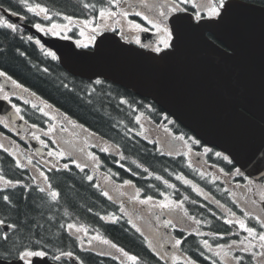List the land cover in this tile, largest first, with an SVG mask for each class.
Masks as SVG:
<instances>
[{"label": "flooded vegetation", "instance_id": "obj_1", "mask_svg": "<svg viewBox=\"0 0 264 264\" xmlns=\"http://www.w3.org/2000/svg\"><path fill=\"white\" fill-rule=\"evenodd\" d=\"M138 7L147 11L145 7ZM131 17L145 26L144 29L157 33L142 16L132 14ZM116 30L123 39L146 50H155L161 39L159 35L153 38L144 32L145 30L126 27L125 21H122V25ZM0 84L3 85L0 94L14 90L2 77ZM79 92L78 90L81 98L88 102L86 96ZM120 92L115 94L118 106L122 107L120 109L135 112L139 117L146 112L162 110L151 101L132 103L128 93ZM9 132L17 139L15 147L20 144L22 150L29 152L30 146L26 141L28 136L26 135L25 139L20 136L24 131L15 132L11 128ZM44 134L42 139L45 142L50 139V135L46 132ZM181 136L183 139H179ZM63 137L70 139V153L74 154L75 149L83 148L85 157L82 161L87 166L95 167V164L90 162V157H87L88 150H93L94 146L84 144L86 140H90L95 142L97 147H102L96 137L88 134L83 136V132L78 140L75 136H68L66 132ZM151 137L155 141L152 147L156 154L154 157L149 156L148 163L141 162L148 169L137 166L130 160H121L111 152L107 155L108 165L111 167L109 178L104 180L99 176L94 180L96 190L107 192V198L111 202L120 205L123 203L132 211V215L129 214L127 219L140 229L137 235V245L142 249L140 254L163 257L162 264H186L189 259L195 261V264H213V261L223 264L215 253L220 252L223 255L228 252L229 256H242V264H261L259 258L254 260L250 253L240 251L242 247H248L249 241L254 246L252 251L264 252V249L259 247L258 238L250 236L240 227L238 221L256 229L257 233L264 231L261 226L264 224V184L237 168L227 154L196 139L164 116L156 121ZM113 149L111 147V150ZM205 149L210 151L206 152ZM217 152L221 153V156H217ZM225 156L228 157L227 160L224 159ZM152 159L159 160L161 165L152 164ZM36 165L40 167L36 171L37 175L50 167V163L45 160H40ZM237 169L241 174H237ZM125 181L131 183L126 184ZM149 196L152 197L151 200L147 199ZM179 202L182 204L178 206ZM165 203L169 204L168 208L161 207ZM178 217L181 220H178ZM257 217L260 219L257 220ZM229 220L232 221L231 224L227 222ZM164 221H171L172 225L165 226ZM176 239H181L182 243L174 247ZM204 240L208 241L211 251L204 246ZM233 241H236L235 245ZM240 241L244 243L241 244ZM217 245H225V248L220 249ZM173 253L178 259H174Z\"/></svg>", "mask_w": 264, "mask_h": 264}, {"label": "water", "instance_id": "obj_2", "mask_svg": "<svg viewBox=\"0 0 264 264\" xmlns=\"http://www.w3.org/2000/svg\"><path fill=\"white\" fill-rule=\"evenodd\" d=\"M231 4L218 23L203 20L199 27L186 28L179 49L162 54L125 44L111 33L98 38L95 50H79L72 41L48 38L27 27L57 51L62 65L73 74L102 76L151 97L198 137L226 151L242 169L260 178L264 176V76L246 74L252 73L253 58L264 63L257 57L258 52L264 56V7L243 0H231ZM207 32L234 53L220 49ZM240 61L246 65H241L242 76H236ZM180 73L206 76H177ZM225 73L228 76H222ZM258 80L259 89L253 85ZM219 83L234 86L230 84L225 93L218 91ZM0 112L16 117L2 101ZM36 261L57 264L48 258H34V264ZM0 264L24 262L0 259Z\"/></svg>", "mask_w": 264, "mask_h": 264}, {"label": "trees", "instance_id": "obj_3", "mask_svg": "<svg viewBox=\"0 0 264 264\" xmlns=\"http://www.w3.org/2000/svg\"><path fill=\"white\" fill-rule=\"evenodd\" d=\"M249 1L264 4V0ZM29 3L46 5L53 19L58 17L53 15L57 11L61 15L79 14L86 17L92 6L110 5L109 0H29ZM85 4L90 5L89 8ZM1 9L20 14L27 11L19 0H0ZM0 14L3 15L2 12ZM22 31L18 28V31L13 32L0 26V70L7 72L50 105L61 109L73 121L113 142L126 160L148 163L149 156H155L152 154V145L135 133L138 128L135 112L120 109L122 107L118 106L116 92H112L115 95L112 96L108 90L111 88L109 82L106 83L109 87L99 85L95 90H89L87 84L90 81L65 71L56 59L41 50ZM78 90L88 102L81 98ZM104 159L109 161L108 157ZM150 162L161 165L157 159ZM2 165L4 174L13 183H21L7 191L10 204L4 202L0 194V219L17 226L16 230H10L7 241L0 239V257L16 258L17 249L34 247L39 241L49 250L50 258L53 253L58 255L59 251H64L81 257L85 264H118L115 258L96 255L81 248L82 242H88L86 240L97 234L123 249L134 250L141 259L135 232L121 221L116 224L101 221V215L110 211L111 204L83 177L51 172L50 182L59 192L57 200L53 201L50 195L39 191L41 185L31 174L19 169L10 157L3 158ZM69 224L75 225L76 230H82L84 235L81 238L75 235L67 227ZM147 259V263L153 261L157 264L155 258Z\"/></svg>", "mask_w": 264, "mask_h": 264}, {"label": "snow or ice", "instance_id": "obj_4", "mask_svg": "<svg viewBox=\"0 0 264 264\" xmlns=\"http://www.w3.org/2000/svg\"><path fill=\"white\" fill-rule=\"evenodd\" d=\"M111 3L114 4H119L121 2V0H110ZM19 3L22 4L26 9L27 12L29 13H33L36 16H43V19L45 20H51L52 19V15H50V8L43 6L40 3H35V4H30L29 0H19ZM141 4H144L145 7L149 10V12L151 13V15H144L141 12H137L136 15L137 16H142L144 20H146L148 22V24L152 25L153 28H155L157 34L161 37V39L158 42V46L155 48V51L157 53L161 52L162 50L165 49H172L173 51L178 50L181 43H182V39H183V33L185 31L186 28L188 27H199L200 26V21L204 20L205 17H207L208 21L211 22H216L218 23L225 15H227V13L229 12L230 8L232 7L231 4V0H200L199 3H197V0H168V2L164 3V4H152V5H148L146 3V0H140ZM188 5L192 6L193 11L191 13H189L188 11ZM85 7H89L90 5L85 4ZM62 13L57 11L55 12L53 15L59 16ZM13 15H15V13H13ZM117 15L116 12L112 11L110 8L108 7H102L99 9V16L101 18H109V17H115ZM120 15L124 18H126L128 16V12L127 11H120ZM171 18V19H170ZM64 19L72 22L73 21V16L71 15H64ZM195 21V24H193L192 22ZM83 23L89 27H91V21L89 20H85L83 21ZM129 25L137 30H148V29H142L141 24L136 23L135 21H129ZM0 26L2 27H6L7 29L12 30L13 32L18 31V27L17 25L13 24V23H9L6 20H2L0 21ZM35 28H37L39 31L44 32L47 31L50 34L56 36V35H60V31L59 30H68L69 26L68 24L65 25H59V24H51L49 27H45L40 23H36L33 25ZM96 27H100V25H97ZM92 31L95 32L96 28H92ZM81 35H83V31H81ZM29 39H31V37H29ZM95 39L94 36L90 37V42L93 41ZM79 43V42H78ZM137 43H139V40H137ZM159 45H162L163 47L161 48ZM84 47H87V45H83ZM171 54V53H168ZM49 55H52L55 58V53H49ZM45 71H47V69H45ZM0 76H4L7 77V80L11 81L14 85H16V87L18 88H23V85L18 84L15 80L12 79L11 76H8V74L4 71H0ZM97 84L100 83L99 80L96 81ZM3 89V85L0 84V90ZM25 91H27V89H24ZM5 100H8L9 97L7 94L4 95L3 97ZM27 103V101H26ZM126 103V101H125ZM33 107H35V105H33ZM150 107V106H148ZM17 112H19V108L16 109ZM41 111H43V109H41ZM45 115H47V113H45ZM137 120H139V117H137ZM71 122V121H70ZM80 127H83V125H80ZM63 130V129H62ZM51 131V129H50ZM179 139H183V137H179ZM43 143V141H41ZM195 143H199V141H195ZM0 147H3V145H0ZM104 151H107V149H103ZM80 151H83V149H80ZM205 151H210V149H205ZM65 153L63 151L56 153V152H49L48 155L49 156H63ZM69 155H71V153H69ZM92 155V154H90ZM217 156H221V153L217 152L216 153ZM224 159H228V157H224ZM73 163H75V161H72ZM29 164H31V160H29ZM64 169H68L69 165L66 163L63 165ZM77 167L80 168L81 171H83V167L79 164H77ZM237 174H241L239 172V169L236 170ZM41 176H44V179L47 181L48 177L41 172L40 173ZM179 179H183V177H178ZM88 180H92L91 176L87 177ZM157 179H160V177H157ZM0 180H4L3 176H0ZM21 183L20 181H16L15 184H19ZM126 184H130L131 181H125ZM165 183H167V181H165ZM185 183H190V181H185ZM6 185H10V186H15V184L13 183V181L11 180H6L5 181ZM52 188L51 184L49 183L47 188L45 187H40L39 191L44 193L47 192L50 196L51 199L53 201L57 200V197L59 195V193L55 190H50ZM105 196L108 195L107 192L103 193ZM111 198V197H109ZM3 201L10 204L11 200L9 195H3L2 197ZM148 200H151L152 197H147ZM217 203H219L217 201ZM182 204V202L178 203V206ZM161 207L163 208H168L169 204H162ZM89 211H91V209H89ZM185 215H187V213H185ZM190 219H194L192 217H189ZM260 218L257 217V220H259ZM178 220H181L180 217H178ZM131 223V221H129ZM229 224L232 223V221H227ZM5 221L4 220H0V225H4ZM197 223H199V221H197ZM239 225L241 228H244L250 236H254L257 237L260 244L259 247L261 249H264V231H261L259 233L256 232V229L251 228V227H247L245 225V223L243 221H238ZM165 226L168 225H172L171 221H164ZM262 227H264V224L261 225ZM8 227H11L13 230H16L17 226L15 224L12 225H8ZM61 227H63V225H61ZM67 227L69 229H72L75 227V225L73 224H69L67 225ZM133 227H135V225H133ZM174 227V225H173ZM80 229H77V232H79ZM86 231V230H85ZM137 231H140L139 228H137ZM0 239L7 241L8 236L7 233H4L2 235H0ZM95 239H99V237H96ZM247 239V238H245ZM104 243H110L107 240L103 241ZM89 243H91V241H89ZM182 243L181 239H176L175 240V244L174 247L177 245H180ZM241 244L244 243V241H240ZM203 244L205 247L209 248V250L211 251V246L209 245L207 240L203 241ZM236 244V241H233V245ZM151 247V245H149ZM112 247L115 248L117 247L115 244H112ZM218 248L220 249H224L225 245H217ZM253 245L251 244V242L249 241V245L248 247H242L240 249L241 252H245V253H250L252 259H257L259 258L261 264H264V252H255L252 251L253 249ZM119 252H121L123 254V256L128 257L129 260H131L133 262V264H136V261L138 259L137 256L135 255H129L128 252H126L123 248H119L118 249ZM17 258L20 261H23L24 264H34V258H45L47 259L48 255H49V250L47 248H45L43 245L40 244L39 241L36 242V246L34 247H30V248H23V249H17ZM72 253L71 252H64V251H59V254H52V259L55 261H59L61 260L62 257L64 256H71ZM159 255V253L157 254ZM215 255L217 257L220 258V260L223 262V264H233V262H235V264H242L243 261V257L242 256H229L228 252H224L223 255L220 252L215 253ZM173 257L174 259H178L177 257H175V254L173 253ZM163 259V257H161ZM36 264H40L39 261H36ZM186 264H195V261L189 259L188 261H186ZM213 264H216V261H213Z\"/></svg>", "mask_w": 264, "mask_h": 264}, {"label": "rangeland", "instance_id": "obj_5", "mask_svg": "<svg viewBox=\"0 0 264 264\" xmlns=\"http://www.w3.org/2000/svg\"><path fill=\"white\" fill-rule=\"evenodd\" d=\"M130 1L131 0H127L126 5L122 9L123 11H127L128 15H129V13L135 14L137 12H141L144 14V10L142 8H135L136 5H132L133 3H130ZM138 1H140V0H138ZM147 2L148 1L146 0V3ZM120 11L117 12V15L115 17L103 18L101 20V22L99 19L98 24H96L95 26L91 25V27H89L83 23V20H73L72 22L68 21V23H67L69 26L68 30H59L58 29V31H60V34H62V35H67L68 33L70 34L71 32L76 30V32L78 33V41L80 42V44H89L92 42V41L90 42V37H92V36L95 37L96 34H98L101 30H103L105 28L106 29L114 28L118 24H121L123 17L120 15ZM146 15H147V12H146ZM117 19H120V20L117 21ZM97 25H100V27H96ZM92 28H96V31L93 32ZM81 31H83V35H81ZM49 113H51V112H49ZM50 116L55 117V114L51 113ZM125 213L132 215V211L129 210L126 206H125ZM92 244L95 245V247H99L101 249H104L106 247L105 246L106 243H104L103 240L100 241L99 243H92Z\"/></svg>", "mask_w": 264, "mask_h": 264}, {"label": "bare ground", "instance_id": "obj_6", "mask_svg": "<svg viewBox=\"0 0 264 264\" xmlns=\"http://www.w3.org/2000/svg\"><path fill=\"white\" fill-rule=\"evenodd\" d=\"M139 242H137V244H138ZM137 250H139V252H141L142 253V249H141V247L139 246V245H137Z\"/></svg>", "mask_w": 264, "mask_h": 264}]
</instances>
